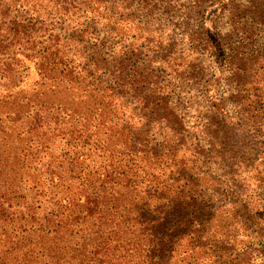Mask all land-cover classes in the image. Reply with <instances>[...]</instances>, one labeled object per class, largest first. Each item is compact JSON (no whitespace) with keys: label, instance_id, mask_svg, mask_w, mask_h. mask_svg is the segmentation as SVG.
<instances>
[{"label":"trees","instance_id":"obj_1","mask_svg":"<svg viewBox=\"0 0 264 264\" xmlns=\"http://www.w3.org/2000/svg\"><path fill=\"white\" fill-rule=\"evenodd\" d=\"M1 2L6 9L14 3ZM209 5H214L213 19L207 25L202 16L204 30L203 36L197 38L196 53L206 54L210 60L216 56L220 70L203 84L200 93L195 88L193 98L197 99L199 94L200 100L190 121L185 118L186 112L183 115L176 112L179 107L176 102L177 106H171L167 96L161 97V86L149 89L153 96L140 94L146 88L143 74L133 66L126 49L103 52L102 48L108 47L106 42L114 47L115 41L108 37L89 34L85 26L78 36L72 32L60 38L45 31L38 16L25 15L19 7L10 18L0 13V79L11 77L15 71L17 77L32 63L41 78L60 79L72 87L99 92L114 114V118H103L99 112L92 128L80 123L73 113L66 114L67 121L55 115L49 118L48 113L42 115L38 109H32L28 119V112L18 114L21 124L28 125L27 129L23 127L31 137L44 124L60 131L64 160L58 164L62 169L57 172L50 169L47 179L31 177L29 180L19 174L15 179L18 189L33 193L14 223L0 208V229L4 234L32 229L53 237L70 238L80 232L82 237L90 234L93 239L106 234L104 237L109 239L113 232L118 242L145 236L149 242L160 244L161 254L169 258L182 238L202 247L199 244L210 231L202 215L209 195L205 188L199 187L198 178L209 173L224 178L225 186L216 188L219 193L239 197L240 187L235 178L239 168L249 180L258 183L264 209V0H215ZM194 6H199L197 0ZM1 25L5 27L2 29ZM198 59L201 61L202 57ZM225 73L223 87L219 79ZM18 82L19 79L13 83L5 80L0 85L16 87ZM152 127L162 135L161 152L154 147L152 158H161V162L171 159L186 170L181 182L173 188L174 199L166 200H178V204L161 211L154 207L158 213L154 216L142 212L130 223V230H122L120 226L112 229L115 219L117 225L124 215L118 203L111 205L104 201V192L116 184L130 191L129 188L142 182L134 155L141 152L140 158H145L146 151L134 148L137 143L143 145V135ZM103 128L107 129L101 131ZM179 151L182 154L175 161ZM260 165L262 168L258 169ZM141 175L145 177L147 173ZM150 185L144 189L145 194H150ZM36 195L48 196L47 206L39 211L41 203L31 204ZM18 197L24 198V195ZM254 214L252 210L250 217ZM167 222L173 233L165 227ZM138 231L139 237L135 234ZM98 243L95 241L92 246ZM30 245L25 248L26 254L35 250ZM43 245L38 246L37 253L46 251ZM181 252L192 256L193 250H177L178 254ZM221 254L220 251L219 257Z\"/></svg>","mask_w":264,"mask_h":264},{"label":"rangeland","instance_id":"obj_2","mask_svg":"<svg viewBox=\"0 0 264 264\" xmlns=\"http://www.w3.org/2000/svg\"><path fill=\"white\" fill-rule=\"evenodd\" d=\"M10 1L14 3H10L9 9L0 3V13L7 14V18L12 17L19 7L25 15L38 16L43 29L58 34L60 38L72 32L78 36L80 30L88 26L89 34L99 38L106 36L115 41L114 47L105 41L108 47L102 50L104 53L127 50L133 66L143 74L145 80L146 88L140 94L153 96L149 89L161 86V97L167 96L171 106H177L176 102L179 106L176 112L181 115L186 112L185 118L189 121L200 100L199 94L197 99L193 98L195 88L200 93L203 84L220 70L216 56L210 60L206 54L196 53L197 38L203 36L204 30L202 16L205 23L210 24L214 5L209 4L215 0H197L199 6H194L196 0ZM223 20L220 19L221 22ZM1 27L3 29L5 25ZM198 57H202V60L198 61ZM226 76L227 73L222 74L219 79L223 87L226 86ZM8 78L0 79V84L5 80H12L13 83L19 79V82L16 87L12 84L7 87L0 85V208L9 214L11 223H14L20 210L28 206V198L33 193L29 189L21 192L15 179L19 174L27 176L25 178L29 180L31 177L47 179L49 170L60 171L62 168L58 164L64 160L61 155L64 148L62 133L52 129L51 124H44L31 137L23 127L27 129L28 125L21 124L18 114L28 112V119L30 111L38 109L42 115L48 113L49 118L55 115L67 121L66 114L73 113L80 123L88 124L91 128L96 124L99 112H102L103 118H114V114L105 105L99 92L75 88L60 79L41 78L32 63L28 70L17 77L15 71ZM134 124H138L136 120ZM60 126L64 125L60 123ZM38 131L43 133L37 134ZM161 138L159 130L152 127L143 135V145L137 143L134 148L146 151L145 158H140L141 152L133 154L142 180L137 187L125 191L121 184H116L104 192V201L111 205L118 203L124 215L117 225L115 222L118 220L115 219L112 229L117 230L120 226L122 230H130V223L142 212L154 216L158 215L154 207L161 211L173 206V203L178 204V200H166L174 199L173 188L181 182L180 178L186 174V170L183 171V167L175 165L171 159L161 162V158H152L154 147L161 152ZM181 154L180 151L176 152L175 161ZM261 168L260 165L258 169ZM239 170L235 176L241 192L239 197H234L233 193H219L216 188L225 186L224 178L212 173L198 178L199 187L205 188L209 195L207 208L202 211V215L210 231L204 235L205 240L200 242L202 247L182 238L179 244H175L173 255L168 258L165 253L161 254L160 244L149 242L145 236L139 237V231L135 233L139 238L118 242L113 232L109 239L104 237L106 234L91 239L92 235L85 234L82 237L80 232L67 238L53 237L48 233L44 235L32 229L4 234L0 229V264H264V209L258 195L261 193L257 188L258 183L249 180L247 174ZM145 173V177L141 175ZM147 184L152 186L148 191L151 195L144 193ZM20 194L25 199L18 197ZM47 198V195H36L31 204L41 203L37 209L39 211L47 206ZM252 210L256 213L255 217H250ZM252 221L254 223L249 227ZM165 227H170V224L167 222ZM168 229L173 233V228ZM95 241L99 243L92 246ZM29 244L35 248L32 254L25 253ZM42 244L46 251L37 253L38 246ZM177 250H193V253L192 256L183 252L178 254ZM49 260L56 262L49 263Z\"/></svg>","mask_w":264,"mask_h":264}]
</instances>
